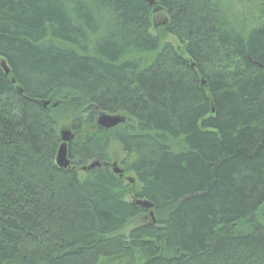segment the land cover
Segmentation results:
<instances>
[{"label": "trees", "instance_id": "1", "mask_svg": "<svg viewBox=\"0 0 264 264\" xmlns=\"http://www.w3.org/2000/svg\"><path fill=\"white\" fill-rule=\"evenodd\" d=\"M240 1L0 0V264H264V0Z\"/></svg>", "mask_w": 264, "mask_h": 264}, {"label": "water", "instance_id": "2", "mask_svg": "<svg viewBox=\"0 0 264 264\" xmlns=\"http://www.w3.org/2000/svg\"><path fill=\"white\" fill-rule=\"evenodd\" d=\"M145 1H147L151 7L155 3L154 0H145ZM165 24L166 23H163V25ZM0 66L5 71V74L8 75L9 68L7 67V65L2 62ZM50 104H51V101H46L44 103V107H48L50 106ZM53 106L57 107V104H54ZM124 122H125V119L120 115L101 114L97 119V125L99 126V128L106 130V131L113 130L114 128L123 124ZM60 135H61L62 144L59 147V150L57 152L56 165L62 170H67L71 167V162L68 159V144L73 139V136L71 132L69 131H63L60 133ZM99 168H101L99 161L94 160L88 165V167L82 168V171L86 172L88 170H94V169H99ZM112 171L116 175H119V176L123 175V171L117 167V164H114ZM129 181L131 184L134 183V181L131 179H129ZM138 204L141 207H144L146 209H149V210L153 209V205L147 201H140L138 202ZM150 216L153 217V213H150Z\"/></svg>", "mask_w": 264, "mask_h": 264}, {"label": "rangeland", "instance_id": "3", "mask_svg": "<svg viewBox=\"0 0 264 264\" xmlns=\"http://www.w3.org/2000/svg\"><path fill=\"white\" fill-rule=\"evenodd\" d=\"M254 5V2H252L250 4L249 7L253 6ZM240 6H237L235 7L236 11H241V7L239 8ZM158 9L155 10V15H154V18H153V23H154V28H153V33L154 34H157L158 31H159V28L160 27H164L165 25H163V23L165 22L164 20H166V15L163 13V12H159L157 13ZM250 12V11H249ZM248 11H245V14L248 16V18L251 17V12L249 13ZM166 43H170L172 45H174L175 47H178V42L176 41V39L174 37H172L171 35H168L165 31L162 32V44H166ZM52 103V102H51ZM57 104V103H55ZM66 117V115H65ZM63 121H65L64 123L61 124V127H60V133L63 132V131H70V119L69 120H66L63 118ZM123 157V154L121 152V149L119 148L118 145H115V144H112L111 147H110V162L108 163L109 164V169L113 170V166L114 164H117V167L124 171L122 166L120 165V162H121V159ZM78 172H80V176L83 177L84 173L81 172V169L78 168ZM123 177V180L126 184H129V185H133L130 183L129 179H132L131 178V174L129 175H122ZM127 200L128 201H134L133 199V196L132 195H129L127 196ZM154 217H155V214H154ZM148 219L142 217V218H139L137 219L136 221H133V222H130L128 227L125 229V233H127L130 229H132L133 227L135 226H139L141 224H146V223H155V220H151L149 215L147 216ZM156 219V217H155Z\"/></svg>", "mask_w": 264, "mask_h": 264}, {"label": "bare ground", "instance_id": "4", "mask_svg": "<svg viewBox=\"0 0 264 264\" xmlns=\"http://www.w3.org/2000/svg\"><path fill=\"white\" fill-rule=\"evenodd\" d=\"M239 1H240V0H239ZM240 2H242V4H243V5H242L243 8H245V7L248 8V7L250 6V3L248 2V0H241ZM2 62L5 63V64L7 65V63L4 61V59L1 58V59H0V64H1ZM7 67H8V65H7ZM0 68H1V66H0ZM8 68H9V67H8ZM1 69H2V68H1ZM2 70H3V69H2ZM3 71H4V70H3ZM4 73H5V71H4ZM9 73H10V68H9ZM5 75H6V74H5ZM105 131H106V130H105ZM61 141H62V140H61ZM61 144H62V143H61ZM55 164H56V160H55ZM56 166H57V165H56ZM57 168H59V167L57 166ZM59 169H60V168H59ZM151 210H152V209H151ZM150 213H153V217L150 216ZM150 213H149V217H150V219L153 220V221H154V220L156 221V219H155V217H154V211H151ZM144 218L148 219L147 216H145Z\"/></svg>", "mask_w": 264, "mask_h": 264}]
</instances>
